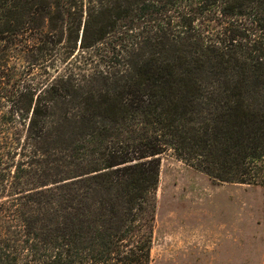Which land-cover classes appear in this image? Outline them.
<instances>
[{
    "label": "trees",
    "instance_id": "obj_1",
    "mask_svg": "<svg viewBox=\"0 0 264 264\" xmlns=\"http://www.w3.org/2000/svg\"><path fill=\"white\" fill-rule=\"evenodd\" d=\"M0 75V264H149L166 152L264 188V0H0Z\"/></svg>",
    "mask_w": 264,
    "mask_h": 264
},
{
    "label": "rangeland",
    "instance_id": "obj_2",
    "mask_svg": "<svg viewBox=\"0 0 264 264\" xmlns=\"http://www.w3.org/2000/svg\"><path fill=\"white\" fill-rule=\"evenodd\" d=\"M149 264H264V188L216 183L162 154Z\"/></svg>",
    "mask_w": 264,
    "mask_h": 264
}]
</instances>
